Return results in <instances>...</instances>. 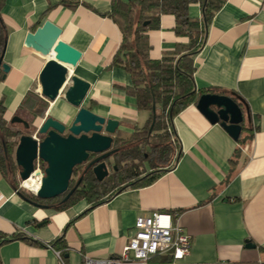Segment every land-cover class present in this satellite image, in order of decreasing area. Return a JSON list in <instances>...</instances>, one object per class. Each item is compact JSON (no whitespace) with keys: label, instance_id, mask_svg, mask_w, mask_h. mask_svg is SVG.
<instances>
[{"label":"crops","instance_id":"1","mask_svg":"<svg viewBox=\"0 0 264 264\" xmlns=\"http://www.w3.org/2000/svg\"><path fill=\"white\" fill-rule=\"evenodd\" d=\"M64 1L78 6L69 8ZM110 2L4 1L2 62L9 71L3 80L0 75V100L8 125L28 92L40 96L38 77L47 59L24 41L27 33L50 21L61 30V40L81 53L72 75L90 85L83 107L118 121L114 140L143 128L147 115L125 91L129 75L110 68L121 42L108 17ZM188 14L199 19L201 10L193 4ZM174 25L173 16L162 15L159 28L146 32L152 60L187 42L175 36ZM194 67L197 91L233 93L246 104L249 119L239 140L191 104L172 120L180 153L171 169L149 186L125 190L91 209L86 202L62 211L37 208L0 171V235L9 239L0 244V264H58L48 245L62 237L65 264L115 257L128 243L136 218L155 212L175 215L174 223L191 237L188 255L175 264H264V0H226L207 28ZM48 104L45 117L59 122L70 124L77 113L62 96ZM42 121L36 119L34 126ZM149 264L173 263L165 254Z\"/></svg>","mask_w":264,"mask_h":264},{"label":"trees","instance_id":"2","mask_svg":"<svg viewBox=\"0 0 264 264\" xmlns=\"http://www.w3.org/2000/svg\"><path fill=\"white\" fill-rule=\"evenodd\" d=\"M5 0H0V57L4 51L7 31L1 20V8ZM226 0H111L108 17L117 25L121 33V42L115 52L110 68L124 70L130 78L131 85L125 89L133 97L139 112L146 113L147 119L143 128L133 132L127 139H115L120 146L114 159L115 166L110 175L101 182L95 180L91 171L82 173L80 185L72 195L57 205L52 200L42 201L28 192L18 188L16 175L18 167L14 161V149L21 135L19 130L13 131L3 118L5 108L0 100V171L10 178L12 188L26 199L47 205L62 211L84 200L90 209L109 201L115 195L128 190L146 187L156 181L173 166L177 159L178 141L173 131L172 120L187 106L197 104L203 94H219L229 96L245 112L246 104L233 93H215L214 91H197L193 81L195 71L194 58L201 51L207 28L217 11ZM64 6L75 8L76 2L64 1ZM196 4L201 10L199 19L188 14L190 5ZM162 15H171L175 25V36L186 38V43H177L172 51L166 52L159 60L149 56L150 45L146 32L159 28ZM144 23H147L144 26ZM1 75V71H0ZM48 102L34 92H28L18 112L29 115L28 122L17 115L29 126L36 119H44ZM247 107V106H246ZM31 123V124H30ZM34 127V126H33ZM35 131V127L33 132ZM31 136V135H29ZM44 170L45 164L40 161ZM122 164V166H120ZM82 170V166L74 168ZM0 244L9 241L0 235ZM25 241L28 239L24 238ZM39 245L35 241H30ZM61 251L62 257L67 251L63 237L49 245Z\"/></svg>","mask_w":264,"mask_h":264},{"label":"water","instance_id":"3","mask_svg":"<svg viewBox=\"0 0 264 264\" xmlns=\"http://www.w3.org/2000/svg\"><path fill=\"white\" fill-rule=\"evenodd\" d=\"M146 24L144 23V26ZM61 33L57 26L45 21L34 32L27 33L24 41L25 46L47 59L38 77L40 96L48 103H53L63 93L64 101L77 109L70 124L45 117L35 130L38 140L29 135H21L18 139L14 161L19 169L18 178L21 182L33 176L36 159L46 165L40 188L35 193L42 201L52 200L66 193L74 168L87 162L90 154H101L86 167L92 168L95 180L101 182L108 176L104 160L117 153V150L110 149L119 123L97 116L83 107L90 85L72 75V69L78 63L81 53L62 41ZM2 59L3 53L0 57L3 80L9 67ZM68 81L70 85L67 86ZM196 108L211 124H218L223 128L234 141L239 140L242 125L245 119H249L248 108L245 106L243 112L233 99L226 95L203 94L198 98ZM9 124L30 129L29 124L18 116H14ZM80 182L81 179H78L63 202L72 195ZM19 196L37 208H50ZM249 246L251 245L248 244L247 247Z\"/></svg>","mask_w":264,"mask_h":264},{"label":"built area","instance_id":"4","mask_svg":"<svg viewBox=\"0 0 264 264\" xmlns=\"http://www.w3.org/2000/svg\"><path fill=\"white\" fill-rule=\"evenodd\" d=\"M34 138L37 139L35 136ZM33 175L39 177L40 188L43 169L39 159L34 161ZM20 187L25 189L23 182ZM174 217L175 215L162 212L137 217L133 233L119 255L111 258L84 257L82 264H149L153 257L165 254H169L175 264L188 255L191 237L177 222L174 223ZM48 247L51 248L49 245ZM52 250L58 264H65L61 251Z\"/></svg>","mask_w":264,"mask_h":264},{"label":"rangeland","instance_id":"5","mask_svg":"<svg viewBox=\"0 0 264 264\" xmlns=\"http://www.w3.org/2000/svg\"><path fill=\"white\" fill-rule=\"evenodd\" d=\"M62 95H63V93H61L60 96H62ZM17 115L24 117L25 120L28 121V122L31 120V117L29 115L23 114L22 112H17L15 116H17ZM34 125H35V123H33V126ZM33 126L31 125V127H30L29 130L24 129L21 125H15L12 128H13V131L14 130H19L20 133L23 134V135H31V136L34 137L35 136V131L33 132V129L35 127V130H36V126H34V127ZM14 151H15V149H14ZM13 156H14V153H13ZM109 163H110V165H114L116 167L119 166V163L117 162L116 159H114V157L111 158V160L109 161ZM120 166H122V164ZM80 171H81V168L80 169H76L75 172H73V174L71 176V180H70V189H72L74 187L75 183L77 182L78 178L80 177ZM111 172H112V169H111V166H109V175H110ZM16 184H17L18 188L21 189L22 191H24V192L26 191V192L30 193L26 189H23V188L20 187L21 181L19 180L18 175H16ZM30 194L34 196L33 193H30ZM60 201H59V199H55V200L52 201V203L55 204V205H57Z\"/></svg>","mask_w":264,"mask_h":264},{"label":"flooded vegetation","instance_id":"6","mask_svg":"<svg viewBox=\"0 0 264 264\" xmlns=\"http://www.w3.org/2000/svg\"><path fill=\"white\" fill-rule=\"evenodd\" d=\"M120 149V146L119 145H117V144H115L114 142H113V146H112V148L110 149V150H117V152H118V150ZM101 154H97V155H92V154H90V156H89V159L87 160V162H85V163H83L81 166H82V170H81V172L82 173H84V172H88V171H91V169L92 168H90V169H87L86 167H87V164L91 161V160H93V159H95V158H97V157H99ZM114 157V155L113 156H110L109 158H107L106 160H104V163H105V165H106V168H107V171H108V175H109V166H111V169L112 170H115L114 168H115V166L114 165H110V163H109V161L111 160V158H113ZM81 183V182H80ZM80 185V184H79ZM70 189V183H69V187H68V190H67V193L71 190H69ZM67 193H65V194H62L61 196H59V197H57V198H55V199H59V201L61 200V201H63V199L65 198V196H66V194ZM60 201V202H61ZM81 202H85L84 200H81V201H79L78 203H76L74 206H76V205H78L79 203H81Z\"/></svg>","mask_w":264,"mask_h":264},{"label":"bare ground","instance_id":"7","mask_svg":"<svg viewBox=\"0 0 264 264\" xmlns=\"http://www.w3.org/2000/svg\"><path fill=\"white\" fill-rule=\"evenodd\" d=\"M23 186L27 191L36 193L39 189V177L37 175L31 176L28 180L23 182Z\"/></svg>","mask_w":264,"mask_h":264}]
</instances>
